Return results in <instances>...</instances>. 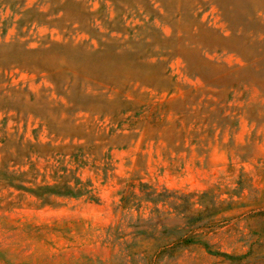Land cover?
<instances>
[{"label": "rangeland", "instance_id": "374dc122", "mask_svg": "<svg viewBox=\"0 0 264 264\" xmlns=\"http://www.w3.org/2000/svg\"><path fill=\"white\" fill-rule=\"evenodd\" d=\"M0 264H264V0H0Z\"/></svg>", "mask_w": 264, "mask_h": 264}]
</instances>
